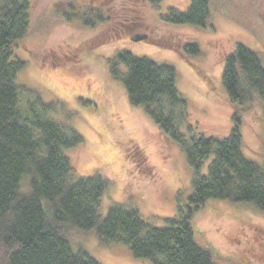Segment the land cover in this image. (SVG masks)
<instances>
[{"label": "rangeland", "instance_id": "374dc122", "mask_svg": "<svg viewBox=\"0 0 264 264\" xmlns=\"http://www.w3.org/2000/svg\"><path fill=\"white\" fill-rule=\"evenodd\" d=\"M190 3L30 2L29 33L13 47V59L25 63L17 84L29 91L21 94L20 106L26 111L28 98L34 101L39 95L43 104L51 106L45 110L48 117L72 126L84 138L82 147L64 153L74 167L75 179L101 175L109 182L100 206L103 217L110 206L124 205L138 210L151 226L162 228L166 219L178 215L179 206L193 192L194 171L179 144L161 133L144 106H132L123 84L113 79L108 61L116 52L128 50L176 68L177 87L191 105L180 127L187 137L222 139L230 135L236 109L228 102L223 71L225 59L237 43L257 52L264 62V0H214L206 28L162 20L170 7L186 11ZM90 7L112 19L97 23L99 20L87 12ZM139 14L144 24L136 32L147 33V39L135 40L127 32L113 36L129 22L126 15L136 20ZM84 22L96 24L92 28ZM182 42L200 46V54L191 56L192 64L172 49ZM243 118L245 154L264 164L261 111L248 108ZM209 163L203 165V174ZM192 222L196 241L219 256L217 264H264V212L253 205L209 200ZM72 237L102 264H152L133 257L124 244L100 246L93 233L75 232Z\"/></svg>", "mask_w": 264, "mask_h": 264}, {"label": "trees", "instance_id": "16d2710c", "mask_svg": "<svg viewBox=\"0 0 264 264\" xmlns=\"http://www.w3.org/2000/svg\"><path fill=\"white\" fill-rule=\"evenodd\" d=\"M30 2L0 0V264H102L83 245L74 243L75 232L93 233L102 247L124 244L133 257L152 264H217L219 256L196 241L195 213L209 200L248 203L264 212V164L245 154L241 131L248 108L260 110L264 118L260 55L237 43L225 59L223 85L236 112L230 135L222 139L187 137L181 132L191 105L177 87L173 65L128 50L109 59L111 75L125 87L129 103L144 106L161 133L179 144L194 179L192 194L162 228L151 226L138 210L124 205L110 206L103 217L100 206L109 182L101 175L75 179L74 167L64 153L82 147L84 138L72 126L48 117L45 110L51 106L43 104L39 95L34 101L28 98L26 111L20 106L21 94L29 91L17 84L25 63L13 59V47L29 33ZM213 3L191 0L186 11L170 7L161 18L173 25L206 28ZM139 6L143 8L142 3ZM87 12L97 23L112 19L100 9L90 7ZM126 16L129 22L118 29L120 34L116 30L112 35L127 32L135 40L147 39V33L136 32L144 24L142 15L136 20ZM84 23L92 28L96 24ZM184 43L172 49L191 63V56L200 54V46ZM198 72L203 75L199 68Z\"/></svg>", "mask_w": 264, "mask_h": 264}]
</instances>
